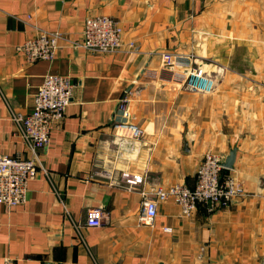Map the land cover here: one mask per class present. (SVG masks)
<instances>
[{"label":"crops","instance_id":"obj_1","mask_svg":"<svg viewBox=\"0 0 264 264\" xmlns=\"http://www.w3.org/2000/svg\"><path fill=\"white\" fill-rule=\"evenodd\" d=\"M95 14L121 27L118 52L74 47ZM38 29L61 39L50 61L28 63L14 46ZM162 52L190 62L162 68ZM199 62L214 79L208 94L181 87V71ZM46 73L68 77L71 98L37 151L48 177L28 180L22 205L0 204V264H264V0H0V154L31 156L12 135L6 104L30 112ZM128 87V120L142 130L136 141L111 130ZM230 148L227 172L243 196L186 218L167 199L138 222L140 190L191 187L202 155L223 158ZM131 173L144 183L127 190ZM93 207L105 225H84Z\"/></svg>","mask_w":264,"mask_h":264},{"label":"built area","instance_id":"obj_2","mask_svg":"<svg viewBox=\"0 0 264 264\" xmlns=\"http://www.w3.org/2000/svg\"><path fill=\"white\" fill-rule=\"evenodd\" d=\"M121 27L117 21L108 15H88L83 19L79 40L74 47L86 51H96L104 54L118 52L121 45ZM61 34L58 31L35 30L34 34L14 46L15 51L22 54L25 61H50L57 48ZM131 46V44H128ZM191 56L178 53L162 52L160 61L162 68L188 64ZM182 88L190 92L208 94L213 91L214 79L204 69L202 64L193 63L181 71ZM73 84L68 77L46 73L33 96V107L30 112L21 114L14 112L6 104L8 117L12 123V135L19 138L24 149L30 153L28 159L0 154V204L8 207L22 205L26 200L27 182L40 172L48 177L47 169L39 162L37 151L49 142L52 127L63 119L64 110L71 98ZM125 94L117 101L116 113L119 119L111 121L113 137L117 140L136 141L142 135L140 127L128 120L126 106L128 99ZM222 155L215 152H205L194 171V181L191 187L182 183H174L166 189L149 187L140 190L141 215L138 222H150L156 216L157 202L171 199L178 208L179 216L189 217L198 206L206 213L225 207L237 198L243 196L241 184L230 174L222 176L220 161ZM126 189L142 186L144 176L141 173L126 175ZM65 217H69L66 210ZM107 217L101 208L89 209L84 218V225L101 227L106 224ZM161 231L171 232V228L163 226ZM1 264H11L5 258Z\"/></svg>","mask_w":264,"mask_h":264},{"label":"water","instance_id":"obj_3","mask_svg":"<svg viewBox=\"0 0 264 264\" xmlns=\"http://www.w3.org/2000/svg\"><path fill=\"white\" fill-rule=\"evenodd\" d=\"M142 69L140 71H142ZM138 75L136 76V79L138 78ZM129 87L125 89L124 93L128 91ZM234 158H235V148H230L227 154L223 156L222 160L220 161L221 167L226 170H231L233 167Z\"/></svg>","mask_w":264,"mask_h":264},{"label":"trees","instance_id":"obj_4","mask_svg":"<svg viewBox=\"0 0 264 264\" xmlns=\"http://www.w3.org/2000/svg\"><path fill=\"white\" fill-rule=\"evenodd\" d=\"M228 172H227V170L226 169H221V175L222 176H224V175H226ZM202 209H203V207H202Z\"/></svg>","mask_w":264,"mask_h":264},{"label":"rangeland","instance_id":"obj_5","mask_svg":"<svg viewBox=\"0 0 264 264\" xmlns=\"http://www.w3.org/2000/svg\"><path fill=\"white\" fill-rule=\"evenodd\" d=\"M204 68H206V66H204Z\"/></svg>","mask_w":264,"mask_h":264}]
</instances>
